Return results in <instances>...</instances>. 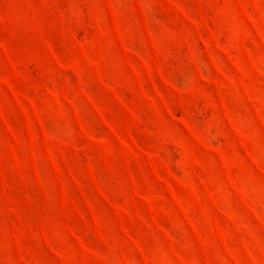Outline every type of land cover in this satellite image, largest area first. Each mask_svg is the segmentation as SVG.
Segmentation results:
<instances>
[{"label":"rangeland","instance_id":"1","mask_svg":"<svg viewBox=\"0 0 264 264\" xmlns=\"http://www.w3.org/2000/svg\"><path fill=\"white\" fill-rule=\"evenodd\" d=\"M0 264H264V0H0Z\"/></svg>","mask_w":264,"mask_h":264}]
</instances>
